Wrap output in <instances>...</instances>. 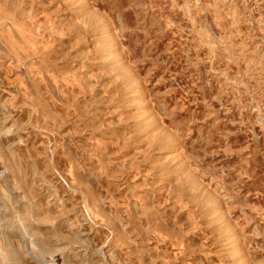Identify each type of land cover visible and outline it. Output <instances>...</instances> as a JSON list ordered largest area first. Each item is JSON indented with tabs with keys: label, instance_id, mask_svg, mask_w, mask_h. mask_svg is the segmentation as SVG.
<instances>
[{
	"label": "rangeland",
	"instance_id": "rangeland-1",
	"mask_svg": "<svg viewBox=\"0 0 264 264\" xmlns=\"http://www.w3.org/2000/svg\"><path fill=\"white\" fill-rule=\"evenodd\" d=\"M0 264H264V0H0Z\"/></svg>",
	"mask_w": 264,
	"mask_h": 264
}]
</instances>
